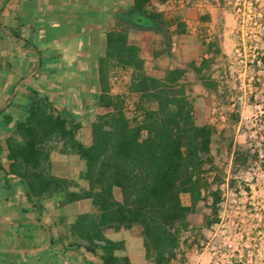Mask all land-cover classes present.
Returning <instances> with one entry per match:
<instances>
[{"label": "trees", "instance_id": "obj_1", "mask_svg": "<svg viewBox=\"0 0 264 264\" xmlns=\"http://www.w3.org/2000/svg\"><path fill=\"white\" fill-rule=\"evenodd\" d=\"M136 8L146 13L138 2ZM150 16L170 45L168 24L158 13ZM118 40L110 39L107 58L134 67L130 91L138 95L135 115L127 114L125 95L112 92L105 62L93 105L106 112L96 114L89 143L79 135L82 123L75 113L58 109L48 94L31 89L23 104L25 117H7L13 124L6 138L7 171L26 185L35 207L52 198L60 206L91 202L92 211L78 213L65 225L60 240L67 239L68 248H84L102 264H133L129 255L120 253L124 241L112 239L107 230L138 224L148 261L187 264L188 250L195 246L187 235L196 230L190 216L200 202L211 199L212 212L204 226L218 223L226 195L222 185H232L233 179L227 181L213 153L216 126L201 124L195 117L190 80L181 81L186 71H173L166 80L151 76L144 70L139 48L121 46ZM205 78L208 86L217 88L210 75ZM56 151L83 162L77 178L54 172ZM243 152L240 147L235 151L236 156ZM185 194L189 204L183 200Z\"/></svg>", "mask_w": 264, "mask_h": 264}, {"label": "crops", "instance_id": "obj_2", "mask_svg": "<svg viewBox=\"0 0 264 264\" xmlns=\"http://www.w3.org/2000/svg\"><path fill=\"white\" fill-rule=\"evenodd\" d=\"M137 2L146 13L137 10ZM153 13L168 24L170 45ZM238 26L224 0H0V103L12 104L10 110L6 104L0 108V156L6 157H0L1 264H102L84 248H68V241L58 239L45 223L44 202L35 207L26 185L7 171L6 138L13 133L7 117H25L23 104L31 89L46 86L53 96L64 83L92 85L90 71L99 74L102 62L110 69L116 62L107 53L110 39H119L121 46L138 47L145 72L161 80L177 70L186 71L181 81L190 80V70L201 69L191 85L194 114L199 123L212 124L210 108L215 101L224 107L225 101L218 86L207 85L205 72L234 68L230 58ZM121 65L133 75V66ZM210 76L216 84L217 75ZM15 94L26 97L25 102ZM16 101L21 104L14 109ZM137 229V257L127 255L133 264H156L146 259L138 224Z\"/></svg>", "mask_w": 264, "mask_h": 264}, {"label": "rangeland", "instance_id": "obj_3", "mask_svg": "<svg viewBox=\"0 0 264 264\" xmlns=\"http://www.w3.org/2000/svg\"><path fill=\"white\" fill-rule=\"evenodd\" d=\"M258 10L264 13V1L258 6ZM190 72L193 77L190 78L192 85L196 72ZM90 73L92 79L88 80V83L92 85H73L68 82L56 86L57 93L50 95L58 109L66 108L76 114L82 123L79 135L86 143L91 141V124L96 114L106 112L105 109L93 105L100 83L98 71ZM205 73L217 75L215 79H218V93L225 101L224 107L220 101L213 103L209 110V120L213 125H217L213 141L217 165L227 181L233 179V182L232 185L224 186L226 195L218 223L211 228L204 226L206 216L212 212L211 199L200 202L198 211L190 216L196 230L187 232L195 244L188 250L187 264H264V69L245 70L235 67L227 71L216 69ZM131 75L129 69L119 62H114L108 76L112 92L125 95L126 112L130 117L135 115L138 99V95L130 91ZM50 90L46 86L40 87L43 93ZM241 95H245L248 100L238 102L236 99ZM16 96L23 99L21 94H15ZM226 96L230 101L225 100ZM232 97H235V100H232ZM25 100L26 97L23 102ZM5 104L10 110L12 104L9 102L0 103V108ZM20 104V101H16L14 109ZM215 108L224 114L225 119L216 120ZM14 111L18 114V111ZM246 116L248 119H245ZM238 147L244 152L236 156ZM0 154L2 155L1 152ZM0 157L6 159L5 155ZM53 163L55 173L76 178L83 168V162L79 158L57 151L53 154ZM213 175L214 173L211 177ZM81 182L86 185L84 180ZM117 195L120 197L119 192ZM183 200L190 203V196L183 195ZM44 205L45 223L47 227L51 226L58 239L64 234L68 221H72L81 211L93 210L89 200L60 206L58 199L52 198L45 200ZM107 235L112 239L124 241L125 250L121 251V254L132 253L137 257V237H141L137 225L131 229H108ZM95 261L92 263H96Z\"/></svg>", "mask_w": 264, "mask_h": 264}, {"label": "built area", "instance_id": "obj_4", "mask_svg": "<svg viewBox=\"0 0 264 264\" xmlns=\"http://www.w3.org/2000/svg\"><path fill=\"white\" fill-rule=\"evenodd\" d=\"M224 1L239 21V26L234 32L237 43L230 58V66L245 70L264 69V13L258 10V6H261L264 0ZM232 100H235V97H232ZM236 100L241 103L246 102L248 98L241 95ZM214 114L216 120L225 119L224 114L216 108ZM245 119L248 117L246 116ZM225 185L228 183L222 185L223 189Z\"/></svg>", "mask_w": 264, "mask_h": 264}]
</instances>
